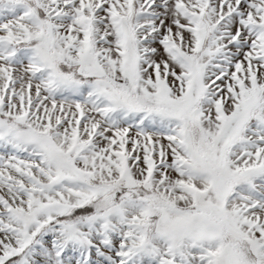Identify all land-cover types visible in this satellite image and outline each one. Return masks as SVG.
I'll return each instance as SVG.
<instances>
[{
  "label": "snow or ice",
  "instance_id": "snow-or-ice-1",
  "mask_svg": "<svg viewBox=\"0 0 264 264\" xmlns=\"http://www.w3.org/2000/svg\"><path fill=\"white\" fill-rule=\"evenodd\" d=\"M0 264H264V0H0Z\"/></svg>",
  "mask_w": 264,
  "mask_h": 264
}]
</instances>
